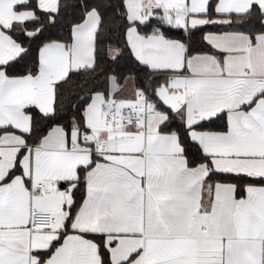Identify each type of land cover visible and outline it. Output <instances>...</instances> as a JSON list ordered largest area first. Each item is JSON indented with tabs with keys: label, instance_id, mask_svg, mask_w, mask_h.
Masks as SVG:
<instances>
[{
	"label": "snow or ice",
	"instance_id": "snow-or-ice-1",
	"mask_svg": "<svg viewBox=\"0 0 264 264\" xmlns=\"http://www.w3.org/2000/svg\"><path fill=\"white\" fill-rule=\"evenodd\" d=\"M0 264H264V0H0Z\"/></svg>",
	"mask_w": 264,
	"mask_h": 264
}]
</instances>
